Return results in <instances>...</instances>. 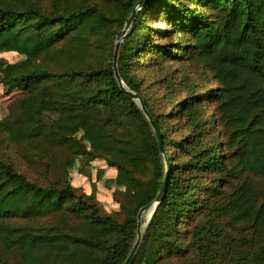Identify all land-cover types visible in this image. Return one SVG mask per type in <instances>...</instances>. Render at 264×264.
I'll return each instance as SVG.
<instances>
[{
  "label": "trees",
  "instance_id": "16d2710c",
  "mask_svg": "<svg viewBox=\"0 0 264 264\" xmlns=\"http://www.w3.org/2000/svg\"><path fill=\"white\" fill-rule=\"evenodd\" d=\"M141 1L0 0V51L26 57L1 71L23 96L0 135L28 163L55 149L65 167L98 160L122 188L109 213L52 178L49 159L32 179L0 156V264H125L166 160L131 264H264V0H148L137 12L118 68L166 156L113 68Z\"/></svg>",
  "mask_w": 264,
  "mask_h": 264
},
{
  "label": "rangeland",
  "instance_id": "374dc122",
  "mask_svg": "<svg viewBox=\"0 0 264 264\" xmlns=\"http://www.w3.org/2000/svg\"><path fill=\"white\" fill-rule=\"evenodd\" d=\"M156 25L155 22H153ZM26 60L25 55L19 52L0 51V77L1 71L8 65L17 64ZM23 96V93L17 91L8 94L7 90L0 84V121L5 119L10 114V109ZM43 115L48 120H55L58 115L45 109ZM78 136H81L78 135ZM21 147L11 146L2 135H0V156L4 159L12 160L16 167L25 172L30 178L38 179L43 177L45 163H51V177L61 179L67 177L73 186L82 189L87 194L95 193L97 199L103 205L107 212H115L118 210V205L113 200V194L116 190H121V186L116 182V171L108 168L104 163L96 160L90 165L83 168V163L74 160L68 167H65V159L57 149L43 153V156H33V161L27 162ZM40 157V158H39ZM49 160H47V159ZM52 160V162H51ZM103 169H105L103 171ZM146 221V220H145Z\"/></svg>",
  "mask_w": 264,
  "mask_h": 264
},
{
  "label": "water",
  "instance_id": "95a60500",
  "mask_svg": "<svg viewBox=\"0 0 264 264\" xmlns=\"http://www.w3.org/2000/svg\"><path fill=\"white\" fill-rule=\"evenodd\" d=\"M148 0H142L139 5L135 8L133 14L130 16V18L127 20V23L125 25V28L123 31H121L117 37V42H116V48H115V54H114V62H113V68H114V73H115V77L118 81V83L120 84L122 91L127 94L129 97H131L133 100H135L139 106L141 107L143 113L145 114V116L147 117V119L149 120L150 124L152 125L159 144H160V148L161 151L165 154L166 156V152L164 150V146H163V139H162V135L159 131V128L157 127L152 115L150 114V112L148 111L147 107L145 106L143 100L141 99V97L137 94H135L134 92H132L131 90H129L126 85L124 84L120 72H119V68H118V62H119V53H120V48L122 45V42L124 41V39L127 37V35L129 34L131 27L134 23V20L137 16V12L144 6V4L147 2ZM167 163V167H168V175L166 177V180L163 184V187L161 189V192L159 194V196L157 197V199L155 200V202H153L152 204H150L149 206H146L144 208H142L139 212L138 215V237L136 240V243L131 251V254L129 255L127 261L125 262V264H131V262L133 261L139 247L142 241V237H143V232H144V228L147 227L148 223L150 222L153 214L155 213V211L157 210V208L159 207V205L161 204L165 192H166V188L168 185V181H169V172H170V168H169V161L166 160ZM148 215H150L149 218H146ZM146 220V221H145Z\"/></svg>",
  "mask_w": 264,
  "mask_h": 264
},
{
  "label": "bare ground",
  "instance_id": "6f19581e",
  "mask_svg": "<svg viewBox=\"0 0 264 264\" xmlns=\"http://www.w3.org/2000/svg\"><path fill=\"white\" fill-rule=\"evenodd\" d=\"M150 217V215H148L146 218H149Z\"/></svg>",
  "mask_w": 264,
  "mask_h": 264
}]
</instances>
